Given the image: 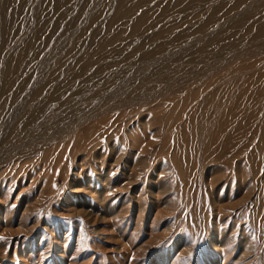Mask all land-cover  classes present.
Returning <instances> with one entry per match:
<instances>
[{
  "label": "rangeland",
  "instance_id": "rangeland-1",
  "mask_svg": "<svg viewBox=\"0 0 264 264\" xmlns=\"http://www.w3.org/2000/svg\"><path fill=\"white\" fill-rule=\"evenodd\" d=\"M0 264H264V0H0Z\"/></svg>",
  "mask_w": 264,
  "mask_h": 264
}]
</instances>
